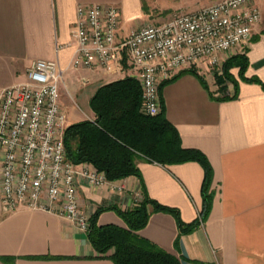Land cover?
Wrapping results in <instances>:
<instances>
[{
    "label": "crops",
    "instance_id": "crops-1",
    "mask_svg": "<svg viewBox=\"0 0 264 264\" xmlns=\"http://www.w3.org/2000/svg\"><path fill=\"white\" fill-rule=\"evenodd\" d=\"M260 7L263 0H256ZM117 4L121 7L120 35L145 24L143 0H0V86L25 79L27 67L37 58L57 59L64 68L61 104L68 125L95 120L91 99L104 84L133 76L127 55L110 70L73 68L76 46L73 30L79 4ZM246 52L247 77L239 67L232 73L238 87L229 83L222 95L206 62L181 69L161 88L165 115L177 128L184 147L202 150L214 176V196L205 222L179 237L176 217L152 211L139 234L182 258L183 264H264V26L260 23L250 41L222 53L226 60ZM191 69L196 70L195 73ZM202 75L209 87H206ZM211 92L214 94L212 95ZM151 198L179 209L192 222L203 207L205 169L189 160L162 164L144 157L137 160ZM125 184L123 189L117 185ZM142 183L130 175L112 184L91 186L82 182L80 202L90 216L100 206L133 207L142 198ZM98 224L126 226L114 209L99 213ZM178 239V242H177ZM48 256V257H46ZM0 264H116L91 243L88 231L66 217L41 209L5 212L0 196Z\"/></svg>",
    "mask_w": 264,
    "mask_h": 264
},
{
    "label": "built area",
    "instance_id": "built-area-1",
    "mask_svg": "<svg viewBox=\"0 0 264 264\" xmlns=\"http://www.w3.org/2000/svg\"><path fill=\"white\" fill-rule=\"evenodd\" d=\"M261 19L256 0H217L120 35L119 5L79 4L71 66L110 70L126 54L141 84L142 111L156 115L163 109L164 80L204 62L220 66L222 53L248 43ZM63 75L57 59L37 58L24 80L0 86V196L5 212L46 210L88 231L91 216L81 205L79 187L112 181L94 164L67 156Z\"/></svg>",
    "mask_w": 264,
    "mask_h": 264
},
{
    "label": "trees",
    "instance_id": "trees-1",
    "mask_svg": "<svg viewBox=\"0 0 264 264\" xmlns=\"http://www.w3.org/2000/svg\"><path fill=\"white\" fill-rule=\"evenodd\" d=\"M248 62L246 52H241L227 58L220 70L215 71V81L222 93L219 99L236 96L230 95L228 90L229 83L235 88L239 84L231 71L233 67H239V75L243 80L262 83L257 76L245 75ZM200 77L205 86L209 87L206 79L202 75ZM163 83L164 81L161 88ZM211 94L214 95L212 92ZM91 106L97 115L95 120L73 123L65 130L68 158L76 163L87 161L94 164L105 171L111 181L136 175L143 186L142 198L131 208L122 209L116 204L98 207L91 216L88 230L91 243L97 251L111 257L116 264H183L181 257L141 236L139 231L147 224L152 211L173 214L178 221L179 237L205 222L214 196L211 187L214 170L208 156L198 148L182 145L177 128L165 115L164 105L156 115L142 111L141 84L133 76L102 85L92 97ZM141 157L162 164L189 160L201 162L205 169L203 207L194 221H183L178 208L162 204L149 196L137 164ZM106 209L116 210L126 226L98 224L99 213ZM111 249L113 251L109 253Z\"/></svg>",
    "mask_w": 264,
    "mask_h": 264
},
{
    "label": "rangeland",
    "instance_id": "rangeland-1",
    "mask_svg": "<svg viewBox=\"0 0 264 264\" xmlns=\"http://www.w3.org/2000/svg\"><path fill=\"white\" fill-rule=\"evenodd\" d=\"M214 1L217 0H143V6H144L146 22L149 24H154L168 20L177 12L196 10L203 6L211 4ZM261 6L264 5L261 4ZM260 8L262 10V19L260 23L264 26V7H260ZM224 61L225 60L222 58L221 65L212 68L214 80H215V75H214L215 71L220 70ZM112 251L113 249H111L109 253H111Z\"/></svg>",
    "mask_w": 264,
    "mask_h": 264
}]
</instances>
